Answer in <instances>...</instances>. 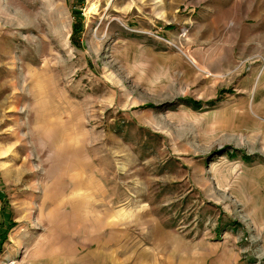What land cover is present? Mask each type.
Instances as JSON below:
<instances>
[{
	"label": "rangeland",
	"instance_id": "374dc122",
	"mask_svg": "<svg viewBox=\"0 0 264 264\" xmlns=\"http://www.w3.org/2000/svg\"><path fill=\"white\" fill-rule=\"evenodd\" d=\"M0 264H264V0H0Z\"/></svg>",
	"mask_w": 264,
	"mask_h": 264
}]
</instances>
